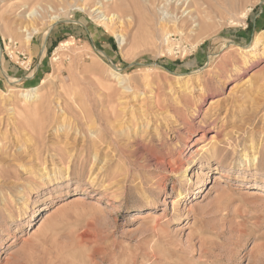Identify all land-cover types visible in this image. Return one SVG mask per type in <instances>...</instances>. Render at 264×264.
I'll list each match as a JSON object with an SVG mask.
<instances>
[{"label":"rangeland","instance_id":"obj_1","mask_svg":"<svg viewBox=\"0 0 264 264\" xmlns=\"http://www.w3.org/2000/svg\"><path fill=\"white\" fill-rule=\"evenodd\" d=\"M36 1L0 0L4 68L22 80L10 85L0 71V264H264V0H236L208 21V36L171 27L168 41L157 28L148 34L133 13L138 26H124L126 46L95 11L132 12L127 0ZM33 9L41 14L34 21ZM53 16L61 20L44 41ZM27 26L39 30L29 43ZM256 37L263 42L251 62L235 45L222 50L223 38L246 47ZM211 52L219 56L209 65ZM115 68L132 89L120 88ZM30 91L43 103L36 115L30 107L35 119L20 96ZM204 120L207 129L192 139ZM41 121L52 126L42 132ZM172 121L179 129L166 131L165 149L148 144V156L138 148L148 137L139 128H173ZM215 127L229 143L224 159L203 169L197 150ZM102 128H111L104 141ZM253 138L261 160L244 168L240 155ZM165 152L190 166L188 179L145 180L155 171L151 156ZM69 161L70 180L43 184L42 174ZM180 191L190 198L181 201Z\"/></svg>","mask_w":264,"mask_h":264},{"label":"bare ground","instance_id":"obj_2","mask_svg":"<svg viewBox=\"0 0 264 264\" xmlns=\"http://www.w3.org/2000/svg\"><path fill=\"white\" fill-rule=\"evenodd\" d=\"M16 1L23 2L24 0H16ZM49 1H52V0H37L36 2H38V3L40 2V3L45 4ZM127 1L130 3L133 11L130 12L128 10L127 13H124L125 15L123 13H116V12L111 13V14H109V13L106 14V12L103 10H101L98 13H97V11H95L96 18H97L99 24L101 26H104V28L107 31L111 32L113 34V36L116 39H118L120 46H126L127 45V40H128L129 36H128L126 27H128L130 29V27L132 25H137V22L134 20L135 15H136V17H138L137 15H139V17H138L139 22L141 23V26L146 28L148 34L154 35L156 33L155 28H157L159 31H161L165 41H168V37L171 35V29H170L171 27L174 28L175 32H179L181 34H183L187 30L189 32V29H190V31H194V32L197 30L200 32H205L206 33L205 36H208L211 34L210 30H207L208 29L207 28L208 27V21L212 20L213 16L222 14L224 11L227 10L226 8L230 7L231 5L232 6L235 5V2H236V0H162V1H160V0H127ZM232 6H231V8H232ZM118 12H121V11H118ZM143 12L147 13V15L143 16V14H141ZM133 13L134 14L136 13V14L134 15ZM149 14L151 17L153 16V18L148 17ZM40 16H41V14L37 11V9H33L30 12L28 17L32 18V20L34 21V20H36V18H38ZM60 20L61 19L59 16L51 17V23L49 24L48 29L43 33L44 41L46 40L45 38L49 34L50 29L56 23H58ZM124 26H126V27H124ZM22 30H23L22 32L24 33V36H25L24 38L26 40V43H29L32 40L34 34H37L39 32V30L37 28H35L34 26H30V27L27 26V27L23 28ZM192 34H194V33H192ZM227 38L222 39V50H224V51L228 50L230 52V51L234 50V45H235L238 48L235 50L242 55V60H243L242 62L243 63L244 62L245 63L251 62L252 59L256 60V55L258 54V53H256V51L260 48L259 46L263 42L262 38L256 37L253 40V43L249 46H246V47L236 45V44H234V42H232L233 40L231 41V40H228ZM169 42H167V43H169ZM171 50L172 49H170L169 51H171ZM42 51L45 54V47H43ZM58 52H59V50H58ZM218 56H219L218 53H212L211 52V54H209V65L212 63V61H214L213 59L217 58ZM228 56L229 55L225 56L223 59H225L227 61L230 58ZM59 58L60 57H57V55H56L55 60L58 61ZM2 63H3V53H2V49L0 47V64H2ZM239 68H240V66L238 65V63L237 64L235 63L233 68H231V69H232V71L235 72ZM112 72H113L112 74L114 75V77L115 76L119 77V78H117V77H115V78L118 81V85L120 86V88H124L127 90L132 89L129 87L128 81L124 76H123V82L120 83L119 80H120V77H122V74L120 73L119 68L113 69ZM5 75H6L5 78L8 80L10 85H19L20 81H22V80L13 79L7 73ZM190 75L191 74H189V76ZM181 76H182V74L176 75V77H178V78H180ZM202 90H200L201 92H199L197 96L200 100H202V102H205L207 95L203 94ZM10 92H12V89H10ZM11 96H13V95H11ZM20 96L23 97V103L22 102L21 103L25 106L24 107L25 114L26 115L29 114V117H32V119H35L36 116H32V114L30 112L32 109V111L33 110L35 111V115L38 114L37 112L39 110V105L41 106L43 104V103H41L40 95H38L36 93V91H30V92L22 93V94H20ZM11 102H13V101L11 100ZM213 103H215V101L211 102V104H213ZM30 107H32V108L30 109ZM13 108H10L8 111L12 110ZM163 116H161V117H163ZM2 118L3 117L1 116L0 123H2V121H3ZM162 119L166 120L165 118H162ZM162 119L160 118V120H162ZM32 121H34V120H32ZM150 121H151V119H149L148 121H145L146 126L150 125ZM177 122L178 121L170 122L171 127H173V128H139V130L142 129L141 133L146 132L148 137L146 139L143 138L144 136L141 137V139H144V141H146L147 143L143 142V144L139 145L138 148L145 150L147 152L148 156H150L148 144L152 145V147H153L152 149H154L156 147H163V149H165L164 147H166L168 143L166 140H164V135L168 131H173V132L175 131L176 132L177 129H179V128H175L177 126L176 125ZM202 123H204V124H201L200 128H193L192 129V134H193L192 139L194 137L200 135L201 134L200 132H203L207 129V127L209 125L207 120H204ZM41 125L44 126L41 128L42 132L46 131L48 128H50L52 126L51 123H48V122L43 123L42 121H41ZM172 125H174V126H172ZM88 129L91 130L92 128H88ZM104 129L105 128H102V130H101V135H102V139H103L102 141H104V139H106L104 133H107V136H110V133H111V128H108L107 131H105ZM125 129L126 128H120L119 130L118 129L117 130L121 131V133H124ZM132 131H134V130H132ZM225 131L226 130L224 128H221V127L216 128L215 127L214 132H213V136L211 138H209V141H208L206 148L202 147L199 151L197 150V154H199V158L201 161L199 163L201 168L204 169V168H206V166H210V164H211L210 161L214 158L219 159V160L224 159V152H226V149H227L226 145L229 143L228 133ZM42 134L39 137H42ZM115 134L118 135V133H115ZM203 135H205V134H202V136ZM33 136L34 137H32V138H37L36 135H33ZM113 138H114V136H113ZM200 138L196 139V141L199 140ZM113 142H114V140H113ZM186 145H188V146H186L185 150H188L191 147V144L189 145L187 143ZM162 151H164V150H162ZM172 153L173 152H171L170 154L169 153H166V154L160 153L158 155L156 154V155L151 156V158L155 162V165H154L155 171L151 172V173L149 172L150 174H148V177L145 179L147 182L155 180L156 177L157 178L159 177L160 181L161 180L164 181L170 177H176L179 175H181L185 179H188L187 174H188V171L190 169V166H188L187 164H184V163H181L178 165L177 159L174 158V156H173L174 153L173 154ZM86 154H87V152L83 151V155H86ZM168 154H169V156H168ZM170 155H171V157H170ZM260 160H261V157H260L259 144L254 143V138H253V139H251L250 145L245 146L244 149L242 150V153L240 155V161H241V163H243L242 166L244 168H246L248 166L256 167L260 163ZM150 166L151 165H149V164L147 165V167H150ZM71 171H72L71 170V161H69L68 164L63 169L60 168V166L58 167L57 164H54V167L52 169H50L49 171L42 174L41 181L47 187L52 186L53 182H59V180H61V179H65L66 181H68V180H70L69 178L71 177ZM97 176H95L93 178L92 184H95L99 181ZM189 180L191 181L192 178H190ZM182 181L183 180H181V182ZM156 187H158V188H156ZM156 187H155L156 192L160 189H161V191L165 190L164 188H161L160 186H156ZM165 194H167V193H165ZM189 195H190V192L184 193V192L180 191L178 196L180 197L179 199L181 201H183V200L189 199L190 198ZM79 199H83V198L77 197L76 200H79ZM146 199H147L148 205H151V206L155 205V199L154 198L147 197ZM172 206H173V211L177 212L176 207H175V203H172ZM179 224H180V221H179Z\"/></svg>","mask_w":264,"mask_h":264},{"label":"built area","instance_id":"obj_3","mask_svg":"<svg viewBox=\"0 0 264 264\" xmlns=\"http://www.w3.org/2000/svg\"><path fill=\"white\" fill-rule=\"evenodd\" d=\"M8 44H9V47L13 48V50H16L18 49V44L17 42L13 41V40H8ZM4 46H5V42H4ZM5 48H8V47H5ZM7 50V49H6ZM17 55L20 57V56H23L24 54L21 53L20 51L17 50ZM24 57V56H23Z\"/></svg>","mask_w":264,"mask_h":264},{"label":"crops","instance_id":"obj_4","mask_svg":"<svg viewBox=\"0 0 264 264\" xmlns=\"http://www.w3.org/2000/svg\"><path fill=\"white\" fill-rule=\"evenodd\" d=\"M2 68H4V64H3V63L0 64V71H1V73L3 74V76H4V73H3V71H2ZM4 70H6V69L4 68ZM6 73H8L7 70H6ZM4 78H5V76H4ZM29 78H30V77H29Z\"/></svg>","mask_w":264,"mask_h":264}]
</instances>
